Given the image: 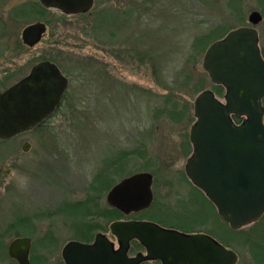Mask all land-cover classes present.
Listing matches in <instances>:
<instances>
[{"label": "rangeland", "instance_id": "rangeland-1", "mask_svg": "<svg viewBox=\"0 0 264 264\" xmlns=\"http://www.w3.org/2000/svg\"><path fill=\"white\" fill-rule=\"evenodd\" d=\"M37 4L0 0V90L45 60L59 68L69 85L61 108L38 131L0 143V264H13L7 247L16 235L31 237L36 247L44 236L53 237V250L44 244L41 251L47 264H62L61 249L73 235L69 227L79 225L71 206L92 192L89 184L110 158L126 156L115 184L145 172L152 174L154 188L194 187L184 166L192 153L189 129L195 121L192 88L197 78L223 100L202 68L204 55L193 50L195 41L213 30L249 26L248 16L257 11L262 19L254 28L264 52V0H96L82 18H65ZM38 21L46 31L28 49L21 32ZM185 75L191 80L184 82ZM168 95L188 104L192 124L156 116ZM186 140L190 152L183 150ZM24 143H29L26 152ZM106 194L99 198L100 211L110 207ZM180 211L183 215L171 225L229 241L230 250L240 251V264H264V259L251 258L243 238L235 236L236 243L233 236H224V225L218 231L211 221L201 225L191 208ZM98 222L108 233L110 224L102 218Z\"/></svg>", "mask_w": 264, "mask_h": 264}, {"label": "water", "instance_id": "water-1", "mask_svg": "<svg viewBox=\"0 0 264 264\" xmlns=\"http://www.w3.org/2000/svg\"><path fill=\"white\" fill-rule=\"evenodd\" d=\"M45 8L66 14L86 13L93 0H39ZM259 12L248 16L252 27H240L213 42L205 51L202 68L214 85L225 90L223 100L205 89L193 103L195 121L189 130L192 153L184 172L203 191L219 216L238 230L264 213V59L254 28ZM46 31L44 23L26 26L23 45L35 47ZM68 80L50 61L34 65L27 76L0 93V141L27 132L52 116L67 91ZM233 117L243 118L240 124ZM28 150L25 144L23 151ZM153 177L137 173L111 187L107 204L124 215L149 207ZM110 233L118 243L113 247L97 234L92 244L67 243L62 250L65 264H236L237 255L204 234L187 235L165 230L145 221H116ZM145 254L128 256L131 241ZM29 240L16 239L8 246V256L18 264H28Z\"/></svg>", "mask_w": 264, "mask_h": 264}, {"label": "flooded vegetation", "instance_id": "flooded-vegetation-1", "mask_svg": "<svg viewBox=\"0 0 264 264\" xmlns=\"http://www.w3.org/2000/svg\"><path fill=\"white\" fill-rule=\"evenodd\" d=\"M95 2H96V0H93L92 8L88 12H86V13H80V14H74V13L66 14L63 11L59 10V9H56V8H53V9H55L56 11H58L65 18H67V17H81L82 18V17H85V16H87V15H89L91 13V10L93 9ZM38 3L40 4L39 0H38ZM43 8H45V7H43ZM45 9H47V8H45ZM28 12H29V10H28ZM247 21H248V19H247ZM35 23H39V21L38 22H35ZM40 23H43V22H40ZM240 27H252V26L250 24H249V26L243 24ZM240 27H238V28H240ZM21 34H22V32H21ZM21 43H22V40H21ZM22 45H23V43H22ZM23 46H25V45H23ZM25 47L28 48L27 46H25ZM28 49H30V48H28ZM260 52H261V49H260ZM261 56H262V54H261ZM262 58L264 59L263 56H262ZM31 68L32 67H30L28 73L30 72ZM27 75H24L22 78H24ZM22 78H20L19 80H21ZM19 80H17L16 82H18ZM16 82H14L12 85H14ZM12 85L1 89L0 90V93H2L3 91H5L6 89H8L9 87H11ZM68 85H69V83H68ZM212 85H214V84H212ZM214 86H217V85H214ZM67 89H68V87H67ZM66 93H67V91L65 92V94H64V96L62 98V101H61L60 105L62 104L63 99L66 96ZM222 94L223 95L221 97L223 98L224 95H225V90L224 89L222 90ZM60 105H59V107H60ZM57 109H56V111H57ZM56 111L54 112V114L56 113ZM49 118H47L45 121H43L42 123H40L37 127L33 128V129H31V130H29L27 132H24L22 134H19V135L15 136V137H13V138H11L9 140L0 141V143L2 144L3 142H7V141H10V140H13V139H15L17 137L26 135L28 133H32L34 131H38L45 124V122ZM25 144L28 145V149H29V143H24L22 145V148H21L22 151H23V148H24ZM7 174L8 173L6 171L4 173V176L6 177ZM184 176L186 177L185 172H184ZM186 179L188 180L187 177H186ZM153 184H154V182H152V187H151L152 199H151V203H150L149 207H147L146 209H144V210H142L140 212L131 213V214L127 215V216L123 214L126 218L125 219H121V220H117V221H145V222L154 223V224L158 225L159 227H161V228H163L165 230L177 231V232H180V233H183V234H187V235L204 234V235H207V236L211 237L217 243H219V244L222 245V242L220 241L221 237H219V238H218V236L215 237V236H213L208 231H204V230H201V229H199V230L198 229H194V230L188 231L187 229L186 230L185 229H181V228L175 227V226H173V225H171L169 223V222H171L173 220H178V218H181V216L183 214L180 211V209L183 208V207H188V208H191L192 211H195L196 212V216L201 221V223H200L201 225H205L207 222L211 221L212 223H214L216 225L217 230L219 231L222 228L221 225H223L222 223H224V221L219 216V214H218L215 206L205 196V194L203 193L202 190H200L197 187H192V188H175V189L154 188L153 187ZM91 191H93V190H91ZM105 200H106V197H105ZM101 216L102 215L100 214L99 217H98V220L101 219ZM217 219L220 221V227H219L218 222L216 221ZM93 221H95V220H93ZM262 221H264V213H263V215L257 221L249 224L248 227H253V229L255 230L256 229V225L259 224ZM114 222H116V221H114ZM109 224L111 225V223H109ZM110 225L108 226V233L111 235L110 229H109ZM69 228H70V230H71V232H72L73 235H72L71 238H69V239H67L65 241V243H64V245H63V247L61 249V252H60L61 262L60 263H62V264H65L64 261H63V258H62V250H63L64 246L67 243H69V242H78V243H81V244L90 245V244H92L94 242L95 236L97 234H101V235L105 236L111 243H113V247L115 249L118 248L117 241L115 240V238L112 235L110 237L108 236V233L106 231L107 229L105 231L93 232V233L87 235V236H91V237H85L86 233L88 234V230L87 229H86L87 231L86 230H82V237H81L80 236L81 235V231H80V227H79L78 224H75L73 226H70ZM16 239H28L29 240L28 264H47V259H46V257L44 256V254L42 253L41 250H42V248L43 249L45 248L44 244H46V246H47V244H50V246H51L50 250H53V248H52V246L54 245L53 237L44 236L43 239L40 242V245L37 246V247L35 246L36 245V242L33 241L32 238L29 237V236H19V235H16L11 240V242L14 241V240H16ZM232 239L234 241L237 240L236 243H238V241H239V238L238 237H235V236H233ZM249 239L250 240L253 239V242H255V243H257V242L260 241L259 242V246H260L259 249L261 251L262 258L264 259V236H252V237H249ZM113 240H115V242L117 244V247H115V243H114ZM10 243L8 244V246L10 245ZM226 248L229 249L228 247H226ZM233 252L237 255V262H236V264H240V261H242V259L240 258V253H239L240 251L237 248ZM137 253L145 254V249L137 241L133 240V241H131L129 243V246H128V256L129 257H133ZM249 253L251 255V258H253L254 260L256 259L258 261V259H261V258H256L253 255V253H251V252H249ZM7 255H8V247H7ZM10 259H11L10 260L11 263L18 264V262L15 259H12V258H10ZM140 264H162V263L160 261H145V262H142Z\"/></svg>", "mask_w": 264, "mask_h": 264}, {"label": "trees", "instance_id": "trees-1", "mask_svg": "<svg viewBox=\"0 0 264 264\" xmlns=\"http://www.w3.org/2000/svg\"><path fill=\"white\" fill-rule=\"evenodd\" d=\"M37 7L40 9H43V7L40 4H37ZM44 10V9H43ZM235 29V28H234ZM232 30V29H231ZM221 32L220 29L213 30L211 34L208 36H203L200 39H197L194 43L193 50L195 54L198 55H204L206 49L215 41L223 38L229 31ZM261 54L264 57V52L261 50ZM192 59H194V55H192ZM51 61V60H50ZM189 79V80H188ZM184 82L186 80L190 81L191 79L189 76L185 75L183 77ZM213 90L218 95H223L222 90L224 89L222 86H214L212 85ZM205 89L204 86V79L199 76L197 78V81L193 84V94H199ZM67 95V94H66ZM66 97V96H65ZM64 97V99H65ZM224 98V97H223ZM63 99V100H64ZM167 102L159 108L155 112L156 116L159 118H165L170 120L174 123H186L188 125L192 124L194 121V118L191 114V111L188 107L187 103L184 104H178V102L175 100V98L171 95H168L166 98ZM61 108V106L57 109V111ZM233 121L236 124H240L243 121V118L240 117H233ZM183 150L186 152H190V144L186 140V144L183 147ZM124 159H126V156H119L118 158H110L107 160V162L104 164V167L99 172V174L96 176L95 180L91 182L88 186L89 189L93 190L91 193H89L86 197V199L82 202L75 203L74 206H71V209H74L77 213V217L79 220V226L81 231V237H82V230H88V234L86 233L85 237H91L87 236L93 232H99V231H105L106 225H102L98 222V217L101 214V218L106 221V223H113L114 221L125 219L126 217L120 213L119 211L107 207L106 210H101L99 208V198L100 196L104 195L105 192H108L110 188L115 184L114 176L115 173L121 176V173L124 172ZM112 168V177L111 173L109 174V169ZM194 186V185H193ZM195 187V186H194ZM101 194V195H100ZM102 212V213H99ZM95 220V221H93ZM264 221L260 222L256 225V229L254 230L253 227H249L248 230H244L243 228H240L238 230H232L225 222L223 225L225 226L226 230H224L223 235L224 236H240L241 241L248 247V251L253 253V255L256 258H261V251L259 242L255 243L252 240H249V237L251 236H264V234L260 233V231L264 230ZM86 230V231H87ZM245 237V238H244ZM222 245L228 248H232L231 243L229 241L222 242Z\"/></svg>", "mask_w": 264, "mask_h": 264}]
</instances>
